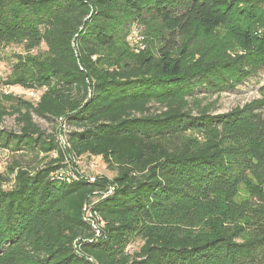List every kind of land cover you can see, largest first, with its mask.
Returning <instances> with one entry per match:
<instances>
[{
    "label": "trees",
    "instance_id": "1",
    "mask_svg": "<svg viewBox=\"0 0 264 264\" xmlns=\"http://www.w3.org/2000/svg\"><path fill=\"white\" fill-rule=\"evenodd\" d=\"M251 2L0 0V51L47 52L0 81L45 89L36 103L5 96L0 125L16 116L19 131L0 129V151L56 155L19 168L6 189L0 175V264H264V91L220 114L195 97L233 91L264 68ZM152 22L160 30L135 53L130 27ZM225 28L234 54L191 48ZM33 116L59 123L55 133L67 127L65 145ZM81 158L113 177H54Z\"/></svg>",
    "mask_w": 264,
    "mask_h": 264
},
{
    "label": "rangeland",
    "instance_id": "2",
    "mask_svg": "<svg viewBox=\"0 0 264 264\" xmlns=\"http://www.w3.org/2000/svg\"><path fill=\"white\" fill-rule=\"evenodd\" d=\"M250 5L260 11V16L258 19H263L261 23L256 25V34L262 35L264 33V0L262 2H257L253 0ZM257 11V12H258ZM262 16V17H261ZM132 25L129 29V36L127 38L128 42L131 44L133 51H143L148 47L149 43L153 41L149 37L148 33L152 30H160V26L157 23H150L148 26ZM191 41V48H197L201 51L210 53V57L220 56L223 51L235 53L237 48L232 41V34L229 29H219L215 32L212 37H204L199 35ZM216 48H221L220 51H215ZM139 51V52H140ZM47 56L46 48L44 45L40 47L27 51L23 43H9L7 46L2 48L0 51V81L6 80L8 77L13 76V70L16 63H19L23 58L44 60ZM27 60V59H24ZM1 87V85H0ZM4 89L1 87L0 91ZM10 94L13 96L21 97L26 99L25 89L20 86H9ZM264 91V68L259 70L256 75L251 76L245 83L241 84L233 91H226L222 93H209L207 91H200L195 94V97L199 99L201 106H205L209 109L212 114H220L230 111L237 106H243L245 103L252 101L253 99L259 98L261 91ZM3 91L0 92V105L8 106L10 101H7ZM16 116H6L0 125V129L4 131H12L18 133L19 125L16 122ZM33 122L39 130L44 133V136L54 135L58 141L65 140L63 133L67 131V127H59L58 133H55L56 128H58L59 123L55 121H48L36 116H33ZM55 133V134H54ZM55 154H42L36 153L35 151L24 150L17 153H5L0 151V175L7 179L4 188L10 187L13 183L14 175L19 168L27 169V167L35 168L37 166H42L47 162L54 160ZM68 166V165H67ZM67 172H76V174L87 175L93 177L95 180L104 177L106 179H111L114 175L110 172L106 166L98 158L93 159H82L72 167L66 168ZM107 180V181H108ZM238 194L241 198L246 197V192L243 187L238 189ZM93 200L97 199L92 198ZM141 243L135 241L132 245L127 248L128 253H133L137 251Z\"/></svg>",
    "mask_w": 264,
    "mask_h": 264
},
{
    "label": "built area",
    "instance_id": "3",
    "mask_svg": "<svg viewBox=\"0 0 264 264\" xmlns=\"http://www.w3.org/2000/svg\"><path fill=\"white\" fill-rule=\"evenodd\" d=\"M141 49L137 50V51H134L135 53H138ZM9 89V86H5L4 89H2L1 91H3V93L5 95H8L10 94V91L8 90ZM45 89H42V90H26L25 91V95H26V100H30L32 102H38L39 99H40V95L42 93V91H44ZM12 94V93H11ZM60 124H61V120H59ZM61 127L64 128L63 125H61ZM61 143V145H65V142H64V139H62V141H59ZM5 153H8V152H5ZM56 158V155H54ZM82 159H85V158H81V159H72V160H68V166L66 165L65 167L61 168L59 171H57L56 173H54V177H56L57 179H60V180H65V181H70L71 179L73 178H78V177H83V178H89L90 181H94L95 179L91 176H87V175H80V174H76V172H67L66 171V168L67 167H72L73 164H76L78 161L82 160ZM88 159V158H87ZM93 159V158H91ZM113 190V188L111 187L109 192H111ZM87 218L84 217V220L89 222L91 227L95 230L96 232V235L99 234L98 232V227H99V224H97V222L95 221L94 218H91V215L88 213V215L86 216Z\"/></svg>",
    "mask_w": 264,
    "mask_h": 264
}]
</instances>
